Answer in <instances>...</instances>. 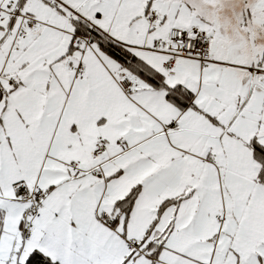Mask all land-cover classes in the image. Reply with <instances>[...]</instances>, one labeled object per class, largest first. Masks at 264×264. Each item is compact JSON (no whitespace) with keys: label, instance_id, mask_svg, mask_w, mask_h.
Listing matches in <instances>:
<instances>
[{"label":"snow or ice","instance_id":"1","mask_svg":"<svg viewBox=\"0 0 264 264\" xmlns=\"http://www.w3.org/2000/svg\"><path fill=\"white\" fill-rule=\"evenodd\" d=\"M0 264H264V0H0Z\"/></svg>","mask_w":264,"mask_h":264}]
</instances>
